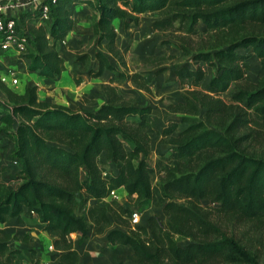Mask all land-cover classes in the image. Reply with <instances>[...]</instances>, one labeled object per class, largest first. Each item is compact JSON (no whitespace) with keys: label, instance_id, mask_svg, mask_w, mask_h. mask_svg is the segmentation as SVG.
I'll use <instances>...</instances> for the list:
<instances>
[{"label":"trees","instance_id":"1","mask_svg":"<svg viewBox=\"0 0 264 264\" xmlns=\"http://www.w3.org/2000/svg\"><path fill=\"white\" fill-rule=\"evenodd\" d=\"M69 2L56 0L49 25L31 30L34 48L23 56L29 73L54 81L65 71L56 44L78 27ZM79 2L94 12L95 49L76 61L90 79L111 73L101 84L103 102L93 110L71 109L39 100L36 86L18 93L0 85L8 103L0 111V134L13 137L11 157L20 164L17 186L0 182V224L15 219L46 232L53 247L47 264H78L70 234L80 241L90 231L105 234L112 245L130 246L136 264H257L255 251L223 228L251 223L264 230V74L255 85L248 82L241 64L248 55L238 52L251 49L264 72V0ZM142 14L153 18L154 31L176 33L178 42L162 43H171L192 64L173 70L189 89L183 101L168 105L177 114L160 132L169 153L154 166L146 160L153 107L127 98L115 85L125 81L150 92L147 76L128 66L129 47L117 45L113 25L118 19L127 29ZM163 58H145L155 64L153 76L169 69L160 66ZM201 62L212 71L207 88L198 85ZM82 80L75 78V84ZM227 91L229 99L222 97ZM180 124L185 127L175 134ZM101 156L110 168H103ZM119 188L124 196L106 200ZM149 205L160 207L164 220L154 215L146 226L132 224L134 209ZM178 238L190 241L182 247ZM15 239L0 227V264H15Z\"/></svg>","mask_w":264,"mask_h":264},{"label":"rangeland","instance_id":"2","mask_svg":"<svg viewBox=\"0 0 264 264\" xmlns=\"http://www.w3.org/2000/svg\"><path fill=\"white\" fill-rule=\"evenodd\" d=\"M69 15L78 21V27L76 31L69 32L64 41L57 42L56 49L58 53L64 58L65 71L57 80L38 79L37 84V96L39 100H44L49 103L63 105L70 107L71 109L83 108L85 110L94 109L99 103L102 102L101 84L108 81L112 75L109 71L98 78L90 79L86 76L85 71L81 63L76 61L78 55L89 53L92 55L95 49V39L92 34L91 22L94 19V12L90 10L84 3H80L79 0H70L66 5ZM23 29H27L31 34V30L36 26L35 22L31 21L29 16H22ZM29 18V19H28ZM152 17L148 14L140 15V19L137 25H130L127 29L121 27L120 20L115 19L113 25L117 31L116 43L120 48L125 46L129 47L127 53V63L130 69L142 72L145 74L147 82H149L150 92H146L141 89H137L128 82H117L115 85L120 91L127 97L137 100L140 104H147L153 107L152 115L148 118L149 136H150V152L146 157L149 164L154 166L155 161L161 154L167 155L169 153L170 145L163 142V138L160 134L162 128L166 126L172 119L176 118L177 114L172 113L168 105L176 104L183 101L182 95H184L189 89V82L181 84L173 74L174 68L186 64L192 65L190 58L183 54V52L171 43H162L163 40L171 39L173 42L176 40V33L157 32L154 31L150 23ZM49 23L46 24V27ZM198 29L202 28V24L197 25ZM194 40H197L195 37ZM193 45L195 46V41ZM239 53L247 54L248 59L243 61L242 67L244 69L245 79L256 84L264 72L260 65V60L253 55L251 49H238ZM165 58L159 62L160 66H166L169 69L153 76L154 63L153 61H145V58L150 56H161ZM23 61H19L18 65H22ZM204 67L203 79L199 82L200 88H207L208 80L212 74L211 69L203 62L200 63ZM21 83L15 89L18 93L21 92L22 84L26 83V79L23 75L19 74ZM38 76V75H37ZM37 78V77H34ZM38 78H40L38 76ZM75 78H82L80 84H75ZM32 84V83H31ZM229 91L224 93L222 97L229 99ZM6 95L0 87V111L8 110ZM1 126V125H0ZM184 124H180L178 129L174 132L177 134L179 130L184 128ZM1 141V140H0ZM103 168L106 170L110 168L109 165L101 161ZM84 169H80V176L84 178ZM15 171V170H14ZM16 173L14 176H18ZM151 183L154 184L157 180L155 174L150 175ZM115 196L110 195L106 200ZM119 193H116L115 198H120ZM134 212L138 213L136 220L131 221L134 225L146 226L147 216H157L161 220H164V215L160 207L149 205L144 209H134ZM14 222V221H13ZM12 222V224H13ZM15 223V222H14ZM0 226H3L2 224ZM116 227V225H113ZM256 225L251 223L235 224L233 227L228 226L225 229L227 235L232 233L236 237L237 241L255 251L257 254V264H264V230L255 228ZM7 228L12 230L10 224ZM35 232V231H34ZM16 235V234H15ZM34 237L37 238V242L40 246L47 244V240L42 237L39 231L36 230ZM50 238V237H48ZM33 238L30 239L29 234L26 232L22 236L13 240L15 248L20 250V253L16 255L15 264H32L31 258H35V250L27 248L30 242H33ZM50 243L52 240L50 239ZM79 240H76V242ZM80 240L79 242H81ZM189 239H177L179 246H186L189 243ZM52 245V244H51ZM53 251V247L51 249ZM216 264H244L235 262H225L221 260Z\"/></svg>","mask_w":264,"mask_h":264},{"label":"crops","instance_id":"3","mask_svg":"<svg viewBox=\"0 0 264 264\" xmlns=\"http://www.w3.org/2000/svg\"><path fill=\"white\" fill-rule=\"evenodd\" d=\"M29 7H32V6H29ZM0 13L6 14L8 16H14L16 18L21 19L22 21H23V18H22L23 15L29 16L31 20V18L35 14L33 10L27 7L18 8V9H3V10H0ZM3 63L17 66L19 70V74L25 77L26 83L24 85L22 84V89L20 93H22L25 87L27 86L32 87V86L38 85L37 84L38 79H41V80L45 79V78H38L37 74L35 73H29L26 69V64H27L26 60H23L22 65H18V62L15 63L14 61L6 62V60H3ZM34 77H37V78H34ZM121 82H125V81H121ZM20 83H21V80H20ZM101 98L103 102V97ZM4 99L7 100V98H4ZM101 103H99L96 107H98ZM0 125H2L1 121H0ZM0 140H1L0 144L3 146V149L0 152V182H5L15 187L20 183V179H17V176H14L17 172L10 164L11 153H12L14 144L8 139L3 138ZM101 161H104L103 156H101ZM83 173L85 175V169L83 170ZM115 192L119 193L120 196H124L126 194L123 188L116 189ZM148 217L149 216H147V218ZM9 224H10V227H12V230L10 228H7ZM2 225L3 226H0V227L4 228L10 234H16L17 238L22 236L23 233L26 232V235L29 234L30 239L31 238L34 239L33 242H30L29 243L30 245L27 246L28 249L36 251L35 258H31L30 260L32 264L35 259H38V264H47L49 262L48 256L52 252L51 250L52 243H50L51 242L50 238H48L49 236L46 234V232L41 231L36 226H27V225L19 224L17 223L15 219H13L8 224H2ZM36 230L39 231L40 235L47 240V244H45L44 247L40 246L37 242V238L34 237ZM70 238L73 240L74 247L79 254L78 264H136L131 259L132 249L130 246L119 245V244L112 245L109 242H107L105 238V234L98 235L90 231L88 234V237L82 240L81 242L79 241L76 242V235L74 233L70 234Z\"/></svg>","mask_w":264,"mask_h":264},{"label":"built area","instance_id":"4","mask_svg":"<svg viewBox=\"0 0 264 264\" xmlns=\"http://www.w3.org/2000/svg\"><path fill=\"white\" fill-rule=\"evenodd\" d=\"M55 2L56 0H0V10L30 8L35 13L31 21L35 22L36 27H39L50 22V5ZM33 48V39L27 29H23V21L14 16L0 13V84L16 91L15 89L20 85L19 70L15 65L3 63V60L15 63L23 61L25 60L23 56ZM3 138L14 144L12 136L0 134V139ZM10 164L18 173L20 170L18 159L11 157ZM110 195L116 197L115 190ZM137 217L138 213L133 212L130 220H136Z\"/></svg>","mask_w":264,"mask_h":264}]
</instances>
